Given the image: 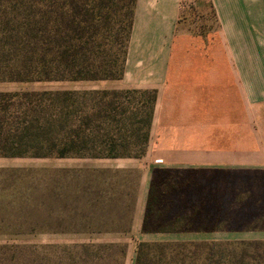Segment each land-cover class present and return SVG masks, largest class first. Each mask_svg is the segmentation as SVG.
Listing matches in <instances>:
<instances>
[{"label": "trees", "instance_id": "1", "mask_svg": "<svg viewBox=\"0 0 264 264\" xmlns=\"http://www.w3.org/2000/svg\"><path fill=\"white\" fill-rule=\"evenodd\" d=\"M134 3L0 0V82L120 80ZM155 99L154 91L136 90L0 92V159L139 160L149 143ZM89 172L93 180L77 182L68 190L70 205L89 213L79 217L85 221L81 229L64 232L129 233L139 183H128V170ZM121 174L126 177L112 181ZM157 191L152 181L141 234L222 231L194 229L191 221L188 227L186 216L174 217L168 227H156L162 217L156 212ZM135 264H264V242L191 243L188 247L140 243Z\"/></svg>", "mask_w": 264, "mask_h": 264}, {"label": "crops", "instance_id": "2", "mask_svg": "<svg viewBox=\"0 0 264 264\" xmlns=\"http://www.w3.org/2000/svg\"><path fill=\"white\" fill-rule=\"evenodd\" d=\"M69 84L156 99L141 159H55L79 161L64 169L264 170V0H135L122 78ZM140 171L137 232L149 181Z\"/></svg>", "mask_w": 264, "mask_h": 264}, {"label": "rangeland", "instance_id": "3", "mask_svg": "<svg viewBox=\"0 0 264 264\" xmlns=\"http://www.w3.org/2000/svg\"><path fill=\"white\" fill-rule=\"evenodd\" d=\"M94 86L0 82V92H55L72 88L75 90L71 91H90ZM75 162L79 161L0 159V264H135L140 243L188 247L191 243L264 242L263 169H127V181L132 186L139 183L140 170L149 178L146 191L154 181L160 202L156 212L162 215L156 227H168L174 217L186 216L189 219L184 222L188 227L191 221L194 229L219 228L220 232L174 234L161 240L159 236L141 234V227L137 232L131 226L126 234L65 233L64 230L81 229L80 224L85 221L79 217L89 213L77 204L70 205L69 187L93 180L89 171L104 170L60 167ZM142 162L150 166L148 160ZM100 164L109 166L105 162ZM77 170L82 173H66ZM123 177L126 174L112 181ZM249 228L253 231H242Z\"/></svg>", "mask_w": 264, "mask_h": 264}]
</instances>
